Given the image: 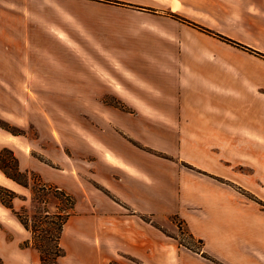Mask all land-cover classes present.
I'll list each match as a JSON object with an SVG mask.
<instances>
[{"label": "crops", "instance_id": "obj_1", "mask_svg": "<svg viewBox=\"0 0 264 264\" xmlns=\"http://www.w3.org/2000/svg\"><path fill=\"white\" fill-rule=\"evenodd\" d=\"M1 1L6 32L32 34L51 57L38 71L62 95L118 99L94 170L110 194L95 192L96 206L111 215L66 264H264V0H71L45 15L38 0ZM8 56L0 80L17 79L22 62ZM141 213L172 231L178 215L218 263Z\"/></svg>", "mask_w": 264, "mask_h": 264}, {"label": "rangeland", "instance_id": "obj_2", "mask_svg": "<svg viewBox=\"0 0 264 264\" xmlns=\"http://www.w3.org/2000/svg\"><path fill=\"white\" fill-rule=\"evenodd\" d=\"M38 1V6L31 9L36 10L39 15H45L46 9L57 8L60 4L76 7L71 0ZM4 7L5 2L0 0V15ZM8 8L13 6L8 5ZM17 10L28 14L27 7L24 5L17 7ZM17 35L18 41L13 33L6 32L0 22V63L6 53L9 55L8 59H16L19 64L22 62L20 65L22 69L20 66L16 68V80H0V152L3 151L0 161L8 160L9 170L14 171L15 163L12 157H15L20 170L34 172V175L30 174L31 185L35 184L41 189V185L38 184L44 182L47 186H51L50 189L57 187L74 197L75 204L72 213L63 224L59 244L64 249V255L68 254L71 260H77L81 250L86 248L81 244L80 233L95 234L96 220L102 216L111 215L108 213L111 212L109 207L102 210L96 206L101 202L96 200L95 192L103 194L108 200H110L108 196L110 194L102 190L94 177V170L96 160L100 153L104 152L100 143L101 136L111 138L117 134L110 124L109 116L111 105H117L118 99L62 95L63 91L58 89L56 82L47 80L46 73L38 71L41 60L47 61L51 57H48L46 52L31 49V33L25 31ZM9 44L12 49L8 48ZM19 44L22 47L21 56L13 54L14 47H18ZM31 53H33L32 60ZM8 72H11V69ZM126 139L132 143L129 138L126 137ZM148 151L161 156L166 155L151 149ZM182 164L189 166L186 162ZM262 185L264 195V179ZM0 186L9 188L22 196L15 197L13 201L15 210L19 211L21 206L26 207L29 212L34 210L37 202L33 199L31 190L5 176L1 170ZM2 190L0 187L1 194L4 191ZM241 190L245 191L242 188ZM246 194H248L247 191ZM40 196L42 201L40 206L45 205L49 212L67 210L66 203L51 191L45 196ZM124 212L132 214L131 209ZM136 216L145 222H148L146 218L153 220L155 225L148 223L176 237L179 244L181 241L195 249L202 247L188 235L190 231L178 215H172L170 218V222L176 225L175 231L159 225L150 214L141 213ZM3 237L9 241L16 240L17 246L15 250V245L5 247L4 242L0 241V264H41L40 252L32 245L30 232L8 208L0 203V239ZM27 240H29L28 243ZM67 246L70 247L69 252H67ZM61 256L57 258L55 264H62V261L66 264L65 260L68 257ZM129 258L136 260L133 257ZM109 264L120 263L112 260Z\"/></svg>", "mask_w": 264, "mask_h": 264}, {"label": "trees", "instance_id": "obj_3", "mask_svg": "<svg viewBox=\"0 0 264 264\" xmlns=\"http://www.w3.org/2000/svg\"><path fill=\"white\" fill-rule=\"evenodd\" d=\"M225 39L231 41L234 44L242 45L239 42L230 38ZM131 141L133 144L141 147L133 140ZM1 155H3V151L0 152V156ZM12 160L15 163L13 165L14 171L9 170L8 167L10 166L9 164H7L8 160L0 161V170L5 174V176L12 179L16 183L28 187L31 190L33 194V199L37 202V204L34 205V210H32L31 212H29V210L24 206H21L19 208V211L15 210L13 201L15 197L22 196H19L13 190L3 186H0L1 189L4 190H2V194L0 193V203L6 208H8L14 214L16 219L24 226V228L30 232V239L32 240V245L40 252L41 264H55L57 258L61 255H64V249L60 246L59 240L63 224L68 218V216L72 213V209L75 204V199L70 193L66 192L63 189H59L57 187H55L54 189H50L51 186H47V184L44 182L42 184H38L39 186L41 185V189L37 188L35 184L31 185L30 174L34 175V172L32 170H20L18 167L17 159L15 157H12ZM50 191L54 195H56L61 201L66 203L67 210H65L64 212L58 210L55 213H51L45 205L40 206L42 202L40 200V195L45 196ZM146 220L148 222L153 223L154 225L156 224L155 222H153V220L149 218H146ZM188 235L193 240H196L198 243L203 245V240L201 238H196L191 232H188ZM28 242L29 240H27V243ZM180 243L194 251L200 252L204 257L218 263L217 260L212 258L205 251H202V247L199 249H195L192 246L185 244L181 241Z\"/></svg>", "mask_w": 264, "mask_h": 264}, {"label": "bare ground", "instance_id": "obj_4", "mask_svg": "<svg viewBox=\"0 0 264 264\" xmlns=\"http://www.w3.org/2000/svg\"><path fill=\"white\" fill-rule=\"evenodd\" d=\"M107 157H110L109 154H106ZM3 176V175H2ZM3 216V215H2ZM7 221V220H6Z\"/></svg>", "mask_w": 264, "mask_h": 264}]
</instances>
